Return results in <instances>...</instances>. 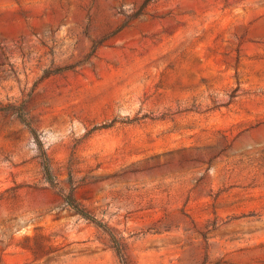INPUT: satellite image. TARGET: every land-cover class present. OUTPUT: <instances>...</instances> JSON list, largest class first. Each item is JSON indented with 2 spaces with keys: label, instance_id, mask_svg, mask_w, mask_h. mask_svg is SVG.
I'll use <instances>...</instances> for the list:
<instances>
[{
  "label": "rangeland",
  "instance_id": "1",
  "mask_svg": "<svg viewBox=\"0 0 264 264\" xmlns=\"http://www.w3.org/2000/svg\"><path fill=\"white\" fill-rule=\"evenodd\" d=\"M117 248L264 264V0H0V264Z\"/></svg>",
  "mask_w": 264,
  "mask_h": 264
},
{
  "label": "trees",
  "instance_id": "2",
  "mask_svg": "<svg viewBox=\"0 0 264 264\" xmlns=\"http://www.w3.org/2000/svg\"><path fill=\"white\" fill-rule=\"evenodd\" d=\"M18 117L19 119L25 124L27 125L31 130L32 128L30 127V125L27 123L22 111H19L18 113ZM40 150V154H41V159H42V163H43V168H44V172H45V176L47 178V180H49V182L53 183V177H52V173H51V169H50V166H49V163H48V157L46 156L45 152L41 149V147L39 148ZM66 200H67V204L70 205L71 207H73L75 210L78 211L75 203H74V200L71 196H67L66 197ZM80 213V212H79ZM81 215H83L85 218L88 219L87 215H84L82 213H80ZM117 250V254L120 256L121 258V261L123 262V264H125V262L123 261L122 259V256H121V251L119 248L116 249Z\"/></svg>",
  "mask_w": 264,
  "mask_h": 264
}]
</instances>
